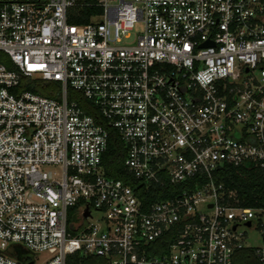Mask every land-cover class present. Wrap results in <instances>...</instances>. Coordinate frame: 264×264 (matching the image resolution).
<instances>
[{"label":"built area","instance_id":"2783aa9c","mask_svg":"<svg viewBox=\"0 0 264 264\" xmlns=\"http://www.w3.org/2000/svg\"><path fill=\"white\" fill-rule=\"evenodd\" d=\"M0 53V264H264L241 230L264 236V207L217 176L264 178V0H0ZM114 138L177 192L146 204L108 175Z\"/></svg>","mask_w":264,"mask_h":264},{"label":"trees","instance_id":"16d2710c","mask_svg":"<svg viewBox=\"0 0 264 264\" xmlns=\"http://www.w3.org/2000/svg\"><path fill=\"white\" fill-rule=\"evenodd\" d=\"M99 12V8L92 7L83 10L84 16L72 18L75 23H87L90 21L89 16L92 13ZM0 59L11 66V61L4 53H0ZM37 80H40L38 82ZM28 89L42 93L46 96L59 98V84L51 81L45 83L41 79H33L29 82ZM72 98L78 99L92 113L94 109L89 108L88 101L85 100L80 93L75 90L70 91ZM125 150L118 138L112 139L108 153L105 156L108 175L127 179L138 191L140 197L146 204L151 203L160 198L171 196L177 192L180 186L167 183L165 186L146 185L139 179L124 169ZM217 176L224 181L229 190H236L240 199V205L245 207H264V178L255 168L247 166H234L227 164L224 168L217 172Z\"/></svg>","mask_w":264,"mask_h":264},{"label":"rangeland","instance_id":"374dc122","mask_svg":"<svg viewBox=\"0 0 264 264\" xmlns=\"http://www.w3.org/2000/svg\"><path fill=\"white\" fill-rule=\"evenodd\" d=\"M142 26L139 25L137 27V31L141 30ZM136 33V32H135ZM38 82H40V80H37ZM45 83H50L51 81H44ZM98 215V214H96ZM241 230H247V244L253 245V246H260L263 247L264 246V236L261 234L260 231L255 230V229H249L244 227H241ZM49 255L46 252H40L36 254V264H44L46 258Z\"/></svg>","mask_w":264,"mask_h":264},{"label":"water","instance_id":"95a60500","mask_svg":"<svg viewBox=\"0 0 264 264\" xmlns=\"http://www.w3.org/2000/svg\"><path fill=\"white\" fill-rule=\"evenodd\" d=\"M88 214H89V212L86 213V215H88ZM249 224H250V222H249ZM17 250H18L17 257L21 260H23L26 256H29V257L33 256V253L31 251H29L25 248H22L20 246L17 247ZM29 264H34V262L31 261V262H29Z\"/></svg>","mask_w":264,"mask_h":264},{"label":"flooded vegetation","instance_id":"af4514ba","mask_svg":"<svg viewBox=\"0 0 264 264\" xmlns=\"http://www.w3.org/2000/svg\"><path fill=\"white\" fill-rule=\"evenodd\" d=\"M16 252H18V250L16 249Z\"/></svg>","mask_w":264,"mask_h":264}]
</instances>
